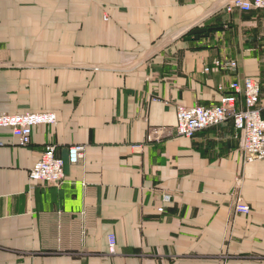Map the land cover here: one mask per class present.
<instances>
[{"label":"crops","instance_id":"obj_1","mask_svg":"<svg viewBox=\"0 0 264 264\" xmlns=\"http://www.w3.org/2000/svg\"><path fill=\"white\" fill-rule=\"evenodd\" d=\"M226 2L0 0V114L58 115L28 145L0 129V264H264V159L244 161L232 121L176 132L178 105L264 86V10ZM199 25L217 29L185 37ZM50 144L65 181L30 183Z\"/></svg>","mask_w":264,"mask_h":264},{"label":"built area","instance_id":"obj_2","mask_svg":"<svg viewBox=\"0 0 264 264\" xmlns=\"http://www.w3.org/2000/svg\"><path fill=\"white\" fill-rule=\"evenodd\" d=\"M228 11L264 10V0H227ZM215 65L222 70L236 73L237 59L217 60ZM209 70V68H206ZM223 89V87L221 88ZM232 121L239 135L243 137V159L245 162L264 159V86L259 77L244 75L232 81L229 91L222 94L219 102L210 106L183 104L177 107L176 132L180 136L194 137L208 128ZM58 123L56 112H20L0 114V129H8L17 140L28 145L32 141L33 129L38 125ZM3 141L0 139V146ZM56 145H47L40 158L29 172V182H40L48 186H58L65 181V160L56 153ZM86 145L72 144L68 148V162L78 163L84 158ZM163 211L164 209L161 208ZM235 210L239 214H249L251 205L239 200ZM109 252H116V237L110 234Z\"/></svg>","mask_w":264,"mask_h":264},{"label":"trees","instance_id":"obj_3","mask_svg":"<svg viewBox=\"0 0 264 264\" xmlns=\"http://www.w3.org/2000/svg\"><path fill=\"white\" fill-rule=\"evenodd\" d=\"M216 29H217L216 27H212L209 25L195 26L189 30V32L186 34L185 37L190 38V39L191 38H195V39L202 38V37L208 36L211 32H213ZM261 83L263 84L262 81Z\"/></svg>","mask_w":264,"mask_h":264}]
</instances>
